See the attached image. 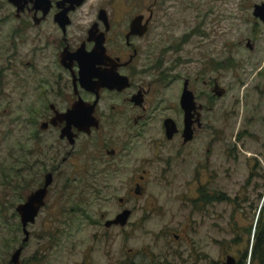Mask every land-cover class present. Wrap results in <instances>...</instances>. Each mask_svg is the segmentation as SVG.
<instances>
[{
  "label": "flooded vegetation",
  "instance_id": "obj_1",
  "mask_svg": "<svg viewBox=\"0 0 264 264\" xmlns=\"http://www.w3.org/2000/svg\"><path fill=\"white\" fill-rule=\"evenodd\" d=\"M77 1L0 4V25H9L6 56L19 67L24 63L32 79L29 161L18 167V197L25 184L30 189L14 204V215L21 217L19 207L49 175L43 204L34 217H63L66 226L72 217H84L93 227V247L87 253L97 247L96 255L99 246L108 264H115L111 253L116 240L128 242L132 217L166 216L185 217L186 247L181 242L184 236L169 230L170 238L162 235L172 259L165 256L157 262V256L142 251L138 256L142 260L260 264L256 256L250 259L255 240L250 248L249 237L238 232L229 240H214L222 247L217 259L203 244L200 229L212 218L211 206L226 202L225 193L213 195L199 171L195 181L173 186V174L196 154V147L210 152L209 113L225 89L205 72L192 74L189 56L169 59L144 52L142 38L157 16L158 3H143L137 9L129 0ZM207 163L208 155L203 170ZM24 171L30 174L26 183L25 175L20 176ZM36 174L43 179L35 184ZM22 252L19 264H24ZM32 259L28 264H36ZM141 263L146 264L131 258L119 262Z\"/></svg>",
  "mask_w": 264,
  "mask_h": 264
},
{
  "label": "rangeland",
  "instance_id": "obj_2",
  "mask_svg": "<svg viewBox=\"0 0 264 264\" xmlns=\"http://www.w3.org/2000/svg\"><path fill=\"white\" fill-rule=\"evenodd\" d=\"M129 1L137 9L143 3L160 5L158 17L142 38L146 42L145 53L169 55V59L174 55L189 56L192 74L205 72L225 89L222 97L213 101L209 113L210 152L204 153L201 146L196 147V154L173 174V186L195 181L199 171L200 180L210 183L213 195L216 191L227 195L226 202L211 206L212 218L206 219L200 229V237L204 238L203 244L212 259H217L222 251L214 240H229L237 232L239 236L249 237L251 248L258 221L264 223V25L252 15L253 5L264 0ZM0 4L5 5L6 0H0ZM132 14H138L137 10ZM8 28L7 24L0 25V264L8 263L11 252L23 238L14 204L19 197L25 198L30 187H25L26 184L21 187L18 197V167L29 161L27 119L31 117L32 79L24 63L19 67L6 56L10 51L5 38ZM207 155L208 163L203 170ZM22 175L26 183L30 174L24 171ZM42 179V175L36 174L35 184ZM161 201H166L165 194ZM63 220V217H36L27 226L31 236L24 244V264L33 262V257L36 264H85L88 259L92 264L95 259L96 264H108L107 255L99 246L96 255L97 247L93 253H87L93 247V227L87 225L84 217H72L67 226L62 224ZM185 224V217H132L128 242L117 239L111 258H115V264L124 258L153 263V259L138 257L145 251L157 256V262L165 256L172 259L166 252L163 235L170 238L169 230L182 234L185 248L188 236ZM70 229L74 234H69ZM61 230H68V235L58 233Z\"/></svg>",
  "mask_w": 264,
  "mask_h": 264
},
{
  "label": "water",
  "instance_id": "obj_3",
  "mask_svg": "<svg viewBox=\"0 0 264 264\" xmlns=\"http://www.w3.org/2000/svg\"><path fill=\"white\" fill-rule=\"evenodd\" d=\"M12 3H17L18 0H9ZM83 0H78L77 4H80ZM252 15L259 19V21L264 25V2L256 3L253 5ZM248 46L251 47V45L248 43ZM50 183V176L47 175L45 177L44 184L41 188L36 189L33 191L29 196H27V200L19 207V212L21 214L20 223L23 233V238L21 240L20 245L14 249L11 254L10 258L7 264H19L20 262V255L23 250L24 244L29 239V230L27 226L29 224H33L35 222L36 217H34L37 214L38 209L43 204V199L46 195L47 186ZM120 217H117L115 220L118 221ZM125 218V217H121ZM231 261L225 262L223 264H230Z\"/></svg>",
  "mask_w": 264,
  "mask_h": 264
},
{
  "label": "trees",
  "instance_id": "obj_4",
  "mask_svg": "<svg viewBox=\"0 0 264 264\" xmlns=\"http://www.w3.org/2000/svg\"><path fill=\"white\" fill-rule=\"evenodd\" d=\"M264 212V209H263ZM262 212V215H263ZM261 215V217H262ZM259 225V226H258ZM258 229L256 233V239L253 245V250L250 252L251 262L256 256L260 264H264V223L258 221Z\"/></svg>",
  "mask_w": 264,
  "mask_h": 264
}]
</instances>
